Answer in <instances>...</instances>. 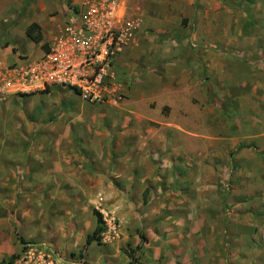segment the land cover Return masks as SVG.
<instances>
[{
    "label": "rangeland",
    "instance_id": "rangeland-1",
    "mask_svg": "<svg viewBox=\"0 0 264 264\" xmlns=\"http://www.w3.org/2000/svg\"><path fill=\"white\" fill-rule=\"evenodd\" d=\"M64 1L69 24L78 1ZM123 2L140 21L127 45L143 42L113 75L118 106L56 87L0 100V264L28 248L77 264H264V0ZM189 57L193 110L175 93L162 107L151 83ZM136 83L144 101L125 92ZM93 210L115 231L84 250Z\"/></svg>",
    "mask_w": 264,
    "mask_h": 264
},
{
    "label": "built area",
    "instance_id": "built-area-1",
    "mask_svg": "<svg viewBox=\"0 0 264 264\" xmlns=\"http://www.w3.org/2000/svg\"><path fill=\"white\" fill-rule=\"evenodd\" d=\"M77 1L75 20L58 27L39 58H20L11 64L0 61V100L45 93L56 87L73 91L91 105L115 107L124 101V94L113 83L112 64L133 39L140 21L126 17L123 0ZM103 222V228L114 233L115 226L104 217ZM101 236L106 238L103 232ZM7 264L77 262L28 248Z\"/></svg>",
    "mask_w": 264,
    "mask_h": 264
},
{
    "label": "crops",
    "instance_id": "crops-1",
    "mask_svg": "<svg viewBox=\"0 0 264 264\" xmlns=\"http://www.w3.org/2000/svg\"><path fill=\"white\" fill-rule=\"evenodd\" d=\"M64 2L63 0V3L58 5L55 0H28L25 4H29L30 6L27 14L24 15L20 12V7L23 6L24 0H0V36H2L5 31L6 33H4V36L9 35L8 33L11 32L10 40L6 41L7 44L0 45V61L5 64L19 62L20 58H24L19 55L22 52L26 53V56L30 59L39 58L44 47H47L48 41L56 33L58 27L64 24L63 20H65V14L60 21L57 19L58 16L56 15L57 9L63 8V6L65 7ZM2 22H8L11 23V25H8V29L7 27L4 28L1 24ZM14 22L16 25H12ZM32 23L39 26L42 35V41L38 44L32 42L25 35L27 27ZM141 36L140 33L136 35L134 41L125 46L122 52L114 59L112 64V74L114 77L118 78V74L123 73L125 69H127L128 62L132 60L135 51L142 45L143 38ZM15 37H17L18 40H15ZM16 50L18 51L16 52ZM1 54H5V56L3 57ZM177 60L180 61L179 58H177ZM190 60L189 57L188 59H181L180 62L165 64L164 75L159 78L160 81L157 84L151 83V95H157V99L155 100L159 102L162 107H169L163 100L175 93L182 95V101L184 103H189L186 109L191 108L190 110H193V105H190V103H193L191 94L193 92L192 90L196 88L197 78L193 73V68L190 66ZM141 86V84L136 83L132 88L125 90V92L129 94L130 100L144 101L145 97L148 98V96L142 93ZM180 89L184 90L178 91ZM169 99H171V97Z\"/></svg>",
    "mask_w": 264,
    "mask_h": 264
},
{
    "label": "trees",
    "instance_id": "trees-1",
    "mask_svg": "<svg viewBox=\"0 0 264 264\" xmlns=\"http://www.w3.org/2000/svg\"><path fill=\"white\" fill-rule=\"evenodd\" d=\"M25 35L34 43L38 44L42 41V35L39 29V26L35 23L30 24L26 31H25ZM43 50H46V46L44 47ZM49 91H46L45 93H48ZM92 214L95 218V227L93 229V231L90 234H87L85 237V246H84V250L85 248H87L88 246H90L92 243H96V244H100L101 241V234L104 231V222H103V217L102 214L99 213L96 210L92 211ZM20 244H24L23 239H19ZM140 247H137V249L139 250ZM135 251L134 250H130V253L128 254V257L133 259V255ZM14 258H16L14 255L9 257L7 260H3L1 261V263H5V262H11Z\"/></svg>",
    "mask_w": 264,
    "mask_h": 264
}]
</instances>
